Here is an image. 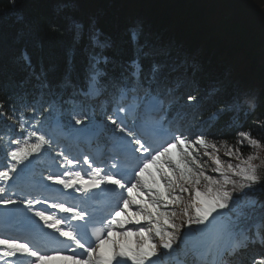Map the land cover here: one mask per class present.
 I'll return each mask as SVG.
<instances>
[{"label":"trees","instance_id":"trees-1","mask_svg":"<svg viewBox=\"0 0 264 264\" xmlns=\"http://www.w3.org/2000/svg\"><path fill=\"white\" fill-rule=\"evenodd\" d=\"M263 45L264 0H0V159L6 161L12 135L20 131L19 123L7 117L26 123L39 119L46 129L54 120L67 126L69 107L83 111L88 101L81 90L94 57L104 58L97 62L98 89L110 104L120 90H140L141 84L156 90L153 68L168 61L177 89L203 99L197 105L178 100L171 107L187 135L203 134L218 146L226 141L244 158L256 155L264 149V63L257 57ZM166 86L161 82L160 90ZM102 100L85 110L94 111ZM242 132L262 146L237 145ZM225 151L219 147L225 163H240ZM199 153L207 173L215 165L204 149ZM259 165L264 179V165ZM212 176L220 179L215 172ZM248 197L264 204V184ZM227 215L221 216L222 225ZM247 250L243 260L228 264H255L264 257V245Z\"/></svg>","mask_w":264,"mask_h":264},{"label":"snow or ice","instance_id":"snow-or-ice-1","mask_svg":"<svg viewBox=\"0 0 264 264\" xmlns=\"http://www.w3.org/2000/svg\"><path fill=\"white\" fill-rule=\"evenodd\" d=\"M158 69L153 68V79ZM99 72H93L89 81V90L85 95H96L98 89ZM127 91L135 92L136 89H125L122 91L121 99L126 98ZM133 102L124 107H117L116 116L109 117L110 122L116 126L120 133H126L128 137H132L135 144L138 145L133 151H142L150 156V159L145 158L142 166L138 165V171L135 169V179L133 181H125L122 177L117 178L119 173L101 175L104 171L99 167H92V162L88 156H84L83 162L91 168L88 173V179L80 171L72 172L65 171L61 178L60 175H49L47 179L54 183L63 185L64 188H73L76 185L77 192L87 194L92 188H99L101 184H110L118 189L126 190L127 197L123 198V205H117L118 211H115L111 219L99 229H95V247L91 246V241H85L87 236V221L82 226L81 231L65 230L62 221L54 215H47L43 211L35 213L45 224L54 228L59 232L61 237L67 238L76 245L77 248L83 249L87 253L84 260L75 259L73 264H184L181 256H187L188 252L183 254L177 253V241L181 236L180 227L173 222L176 217V206L183 202V195L190 196L189 201L182 210L183 216L186 218L183 223L187 225H207L217 217L223 216L224 212L228 215L223 217L225 224L222 226L217 236V243L224 245V251L228 255H235L242 249L248 247L250 243L259 242L264 244V211L258 213V209H264V204H260L257 200L248 197V193L255 190V186L264 184V179L258 175L259 164L253 163V160L258 159L255 155H248L244 158L240 153V148L233 147L226 141L221 142L226 151L225 155L229 157L235 156L240 163L233 164L225 163L218 154L219 147L214 141H209L201 134L194 139H188L182 134H177L172 138L171 143L162 146L161 150L155 151L151 146H145L146 142L141 139H136L132 131L127 130V126L123 119L120 118V113L131 114L137 107L135 101L136 96L132 98ZM189 102H196L197 96L189 95ZM239 104L240 102L237 101ZM34 115L37 111L35 107L29 109ZM50 111V109H46ZM15 112V109H13ZM3 116V113H0ZM13 120L14 123H19V129H25L26 122L14 120L13 116L7 117ZM21 119L23 116L21 114ZM76 125H83L88 119L87 115L83 118L78 114L73 117ZM36 127V125H33ZM11 131V129H10ZM241 139L237 141V145H243L244 141L253 148L261 147V141L253 138L250 133L242 132L239 134ZM31 138H35V142H31ZM16 147L7 152V157L10 158V166L0 171V179L9 180L10 174L17 171V165L21 164L28 157L35 153H40L44 146H51L52 140L45 134L38 131H29L28 136L23 140L10 141ZM118 147V146H117ZM204 149L203 155L207 156L215 167L213 172L219 174L220 179L207 174L204 171L205 163H201L199 149ZM173 149H178L174 154ZM211 149V151H208ZM59 155H63L60 153ZM76 159H69L64 156V164L71 166L77 164ZM150 166H155L156 176L149 171ZM113 168H118V164H113ZM145 173L148 176L145 177ZM239 178V179H235ZM204 182L201 187V182ZM147 190L146 192L144 190ZM5 192V188L0 187V193ZM139 197V199H138ZM247 197V199H245ZM119 198V195L118 197ZM15 203L12 200H0V204L8 205ZM32 204L34 201H27ZM130 205H137L136 212L129 213L127 209ZM53 208H58L63 212L73 213L72 218L77 220L85 219V212L78 211L74 208H66L63 203L53 204ZM189 209L192 210L190 213ZM215 214V215H213ZM259 216V218H256ZM255 219L254 223H251ZM141 221H146L148 228L140 227L135 233L131 230L126 232H115L114 226L123 228L126 223H135L139 225ZM107 233L105 235L104 233ZM128 235H136L139 237L135 247L127 244L126 238ZM85 241L88 246H85ZM0 245L4 246L0 252L2 257H20L35 258V264L45 260L47 257L40 255L39 251L33 250L27 243H21L13 239L0 238ZM105 245H110V251H105ZM194 256L197 252L193 250ZM119 258V259H118ZM18 264H23V259L18 261ZM255 264H264V257H259Z\"/></svg>","mask_w":264,"mask_h":264},{"label":"rangeland","instance_id":"rangeland-1","mask_svg":"<svg viewBox=\"0 0 264 264\" xmlns=\"http://www.w3.org/2000/svg\"><path fill=\"white\" fill-rule=\"evenodd\" d=\"M225 5H226V3L224 1V6ZM231 14L232 13H229V15H231ZM260 50H261V53L257 57H260L259 58V63L260 64H263L264 63L263 62L264 61V45L261 47ZM168 66H169V62L168 61H164L163 64H162V68L161 67L160 68L159 67H156L158 70L155 73V79H153V78H151V79L153 80V83H155V84H159L160 82H166V85H167L166 88H167V91H169V95H167V97H166V100H167V103L166 104L168 106H169V104H174L178 100H184V102H186L187 97L189 96V94L188 93L185 94L186 92H184L183 90H181V89L178 90L177 89L178 88V83L176 82L175 79H169L170 77H169V73H168V71H169L168 70ZM184 83H182V84H184ZM88 86H89V84H88ZM143 97H145V96H143ZM146 99L147 98L141 99L140 101H138V104L139 105L141 104L142 109L146 105V102H144V104H142V101H146ZM202 100L203 99L200 96V97H198V100L196 102H192V103L195 104V105H197ZM177 120L179 122V119H177ZM74 122L75 121L73 119L72 123H74ZM83 125H81V126L79 125L77 127V129L75 130V136H76V133L78 132L79 128H81ZM51 134H52V132H51ZM177 134H183L184 137H186V138H188L190 140L193 139L189 135H187V133H185L184 131H182L181 133L179 132ZM171 142L172 141H170L169 143H171ZM164 146H166V145H164ZM43 150H45V149L42 148L41 151H43ZM159 150H161V148ZM159 150L157 149L156 151H159ZM177 151H178V149H173V153L174 154ZM37 154L38 153H35V154L32 155V157L31 156L28 157V159L24 160L21 164L17 165V168H19V166L22 165V164L23 165H26L27 162H29L30 160H32L35 157V155H37ZM255 156H257L258 159L253 160V163H255V164L262 163L264 165V149L259 148L258 150H256V155ZM200 157L201 158L203 157L202 154L200 155ZM207 159H209V158H207ZM62 160H63V158H62ZM7 162H8V166H10L11 161L7 160ZM64 169H67V165L64 166ZM212 169L213 168L211 167L208 170H206L207 171V174L213 175L214 172L212 171ZM61 171H63V168L61 169ZM149 171L152 172L154 176H156V179H159V176L156 174L155 166H150ZM63 174H64V172H63ZM63 174L61 175V178H65L63 176ZM82 175H84V174H82ZM133 175H134L133 178L135 179V173H133ZM147 176H148V173H145V177H147ZM85 177H88V174H85L84 175V178ZM131 181H133V180L131 179ZM203 184H204V182L202 181L201 182V187H203ZM106 185H109L110 187L116 188L115 186L110 185V184H106ZM8 186L9 185L5 184L4 181H0V187L5 188V192L0 193V194H2V197H1L0 200H12L15 203L8 204V205L0 204V216H1V218L3 219L5 217H7V218L8 217H12V218H15L16 220H21V219L29 218L30 215H34L35 213L34 214H31V212H25L23 210V208L21 207V205H19V203L15 200L16 198L15 199H12L11 197H9L7 195V193L10 192L9 189H8L9 188ZM116 189H118V188H116ZM124 191H126V190H124ZM144 191L146 192L147 190L145 189ZM14 196H16V192H15V195ZM126 197H127V192H126L124 198H126ZM138 199H139V197H138ZM189 199H190V196L188 194H184L183 195V202L180 203L178 206H176V213H177V215L173 219V222L176 223L177 225H181L180 230L184 226H187V224H184L183 223V221L186 218L183 216L182 210L185 207V205L187 204V202L189 201ZM122 205H123V200L121 201V205L120 206H122ZM136 206L137 205H130L129 208L127 209V211L136 212L137 211V207ZM118 210H119V207L117 208V211ZM189 211H190V213L192 212L191 209H189ZM209 225L210 226H208L206 228V230L204 231L205 232L204 233V236H206L208 238H211V239H215L214 246H213V250L215 252L214 253V258H217L218 257V254H219V251H221V250L224 249V245L222 243H217V236H218V233L220 232V230H221V228H222L223 225H222V222H221V219L220 218H216L215 220H213V223H210ZM141 226L142 227H145V228H148L149 227V225H148V223L146 221H141V223L139 225L132 224V223H126L123 228H120L117 225V226H114L113 230L115 232H126V231L131 230L132 233H135L138 230V228H140ZM124 239H126V242H127V244L129 246L135 247L140 238L137 237L136 235H128ZM178 240H179V238H178ZM3 248H4V246H1L0 247V252L3 251ZM105 251L106 252L107 251H110V245H105ZM177 253H180V254L185 253L183 247H181L180 245H177ZM41 255H43V254H41ZM54 256H55L54 260L56 259L54 264H73V261L75 260L73 258H67L65 256H60V255H54ZM48 257H50V256H47V258ZM86 257H87V254L84 255L82 258H80V260H84V259H86ZM47 258L45 260H43L42 263H39V264H50V263L54 262V260H52L50 262ZM51 258H52V256H51ZM4 263L5 262L3 261V257L0 256V264H4ZM127 264H131V261H128ZM193 264H197L196 261Z\"/></svg>","mask_w":264,"mask_h":264},{"label":"bare ground","instance_id":"bare-ground-1","mask_svg":"<svg viewBox=\"0 0 264 264\" xmlns=\"http://www.w3.org/2000/svg\"><path fill=\"white\" fill-rule=\"evenodd\" d=\"M155 131H158V129H154ZM56 142L58 143V142H60V140H56ZM157 142V141H156ZM157 143H161V142H157ZM157 150V149H156ZM38 167V166H37ZM70 171H72V172H76V169L75 168H71L70 169ZM80 172H81V174H88V173H90L91 172V170L90 171H88V172H82L81 170H79ZM85 179H88V177H85ZM133 180H134V178H133ZM54 185H56L59 189H61V187H62V185H59V184H54ZM101 187H103L104 189H105V192H106V194H104V195H101V197H103L102 199H103V203H107V201L109 202V201H111V200H113L114 199V197H115V195L114 194H109L110 193V191H111V189H112V187H110L109 185H106V184H101L100 185ZM120 190V189H119ZM121 191V190H120ZM124 192V191H123ZM88 194V193H87ZM85 196H86V194H84V193H82V195H81V198H82V201H81V203H80V206H81V208H84V205L86 204V200H85ZM67 200L69 201V198H67ZM98 199H96L95 200V203H98ZM67 202V201H66ZM79 202V201H78ZM64 204V203H63ZM65 205V204H64ZM104 204H102L100 207H99V209L98 210H96V212H97V215L98 216H100V215H102V213H100L101 212V210H102V206H103ZM119 205H121V203L119 204ZM65 207H66V205H65ZM137 207V210H138V206H136ZM115 211H117V209L115 210ZM114 211V212H115ZM113 212V213H114ZM129 213H131L130 211H128ZM112 216V215H111ZM132 224H135V223H132ZM42 254H45V253H42ZM44 256H46V255H44ZM47 257V256H46ZM77 257V256H76ZM50 262L52 261V260H54V257H52L51 258V256L50 257H48L47 258ZM21 260V259H20ZM49 262V263H50ZM48 263V262H47Z\"/></svg>","mask_w":264,"mask_h":264}]
</instances>
